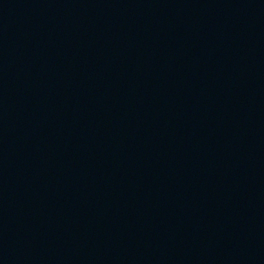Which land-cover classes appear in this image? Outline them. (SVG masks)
Masks as SVG:
<instances>
[{
	"label": "water",
	"instance_id": "95a60500",
	"mask_svg": "<svg viewBox=\"0 0 264 264\" xmlns=\"http://www.w3.org/2000/svg\"><path fill=\"white\" fill-rule=\"evenodd\" d=\"M16 0H0V153L7 110Z\"/></svg>",
	"mask_w": 264,
	"mask_h": 264
}]
</instances>
